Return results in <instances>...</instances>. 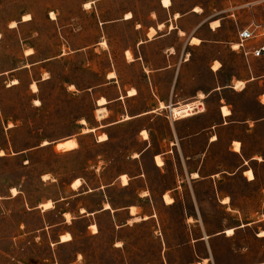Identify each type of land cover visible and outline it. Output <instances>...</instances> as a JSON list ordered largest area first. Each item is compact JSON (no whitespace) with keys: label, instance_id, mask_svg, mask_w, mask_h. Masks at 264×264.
<instances>
[{"label":"rangeland","instance_id":"obj_1","mask_svg":"<svg viewBox=\"0 0 264 264\" xmlns=\"http://www.w3.org/2000/svg\"><path fill=\"white\" fill-rule=\"evenodd\" d=\"M91 1V8L85 7ZM129 12L132 20L119 24ZM170 12L179 13L182 18L174 23L189 30L209 17H226L219 34L226 46L199 48L194 58L204 64L221 51L227 68L237 71L243 67V54L232 50L231 42L238 27L264 18V0H172L169 9L162 0H0V264H196L210 257L209 248V264H264V237L258 236L264 230V124L248 133L243 126L239 129L246 133L245 155L263 158L245 168L254 171V181L239 171L220 180L223 188L208 182L180 188L172 206L160 198L165 188H153L165 240L153 234L156 222L135 223L121 233L108 213L97 218L100 233L92 235L94 228L87 229V220L78 218V205L96 207L100 193L80 202L70 198L79 192L67 188L74 179L94 184L101 172L110 182L128 164L126 156L136 146L135 127L112 128L110 141L99 143L94 133L83 132L87 126L82 119L93 124L98 116L96 100L111 67V53L134 43L135 25L146 29L166 21ZM232 12L238 24L229 17ZM261 69L264 63L255 61L254 71ZM127 73L135 76L138 70L127 68ZM14 79L19 82L11 86ZM257 90L254 83L245 95H233L244 115L264 113L255 99ZM231 137V129H223L219 146L221 163L230 169L238 161L227 150ZM69 138L78 147L60 148ZM45 141L49 144L43 145ZM152 174L160 183L172 180L153 168ZM109 197L121 205L133 199V189L110 188ZM225 197L230 198L226 205ZM49 200L54 208L47 210L41 205ZM65 209H74L73 223H67ZM229 228H235L231 236L224 232ZM65 229L74 240L58 243Z\"/></svg>","mask_w":264,"mask_h":264},{"label":"crops","instance_id":"obj_2","mask_svg":"<svg viewBox=\"0 0 264 264\" xmlns=\"http://www.w3.org/2000/svg\"><path fill=\"white\" fill-rule=\"evenodd\" d=\"M91 2L93 3V1ZM162 5L164 6L163 2ZM171 6L172 4L164 6V8L169 9ZM26 17L27 20L30 19V15ZM214 17L216 19L212 20ZM229 17L234 18L237 23L235 13H230ZM132 18L123 16L118 19V23L128 24ZM180 18L182 16L179 13L170 12V17L166 21L155 25L149 24L146 29L137 23L138 25H135L133 29L134 37L137 38L134 43L123 47L121 52L117 54L113 52L114 54L110 55L111 67L105 72L101 85L102 93L96 100L95 109L96 112L100 107L104 108L106 114L102 118L95 115L93 124L85 120L86 122L83 124L87 127L83 128V132L87 128L86 132L94 133L99 143H107L111 139L110 129L119 126L121 128L133 126L136 128L134 134L136 146L126 156L128 164L110 182H105L101 172H97L99 177V180H96L97 183L90 184L86 179L76 178L67 186V188L79 191L70 197L78 198L79 202L82 197L87 195L95 193L101 195L94 208L82 202L78 205V210L81 213L78 218L87 220V229L93 228L94 225L97 226V218L108 213L111 223L119 230L121 229V233L126 227L135 225V223L156 222L153 234L158 239L159 236H162L163 240L159 212L154 203L153 188H165L160 198L166 206H172L177 202L176 196L179 194L180 188H197L207 182L212 185V188H223V183L220 180L226 174L233 176L239 171L246 175L248 182L256 179L254 171L251 168L247 170L245 168L250 162L262 157L254 155V153L245 155L244 136L254 127L264 124V113L258 117L244 115L238 99L233 95H245L250 86L256 83L258 90L255 99L264 108L262 99L264 97V69L258 72L254 71L255 61L260 60L264 63V60L240 52L243 54L241 56L243 67L237 71H231L221 58L222 52L218 51L211 60L203 64L199 59L194 58V52L207 46L215 49L226 46L225 41L219 37L223 20L226 17H209L202 20L192 30L179 22L178 24L174 23V20L178 21ZM163 28H167L166 32H163ZM205 30L208 32L207 36L200 34ZM194 38L199 39L198 44L192 43ZM104 42L106 41H100L99 44L104 45ZM236 43L237 39L235 42H231V47ZM97 48L101 47L97 46L95 49ZM80 50L82 49H76L75 52ZM232 50L234 49L232 48ZM128 51L133 54V60L127 58ZM131 67L137 68V75H128L127 68ZM112 72L115 73V76L111 77L110 73ZM18 82V79H14L10 85ZM238 82H242L243 86L237 88ZM132 89L136 90L135 94H130ZM107 90L110 92L107 93ZM102 97L106 98L107 102L99 104V99ZM196 100L204 104L205 110L190 116L173 118L167 108L170 105ZM161 103H164L165 106L162 107ZM225 109L229 112L225 113ZM242 126L246 133L239 130ZM227 128L232 131L227 150L238 156L237 164L233 168L231 167L232 169L221 163L219 149L221 132ZM144 131L148 133L147 139L143 135ZM99 134H105L106 139L101 140ZM238 143L240 148L236 149ZM157 157L161 158L163 164H158ZM152 168L161 175H170L171 182H158L153 178ZM249 170L253 172L254 178H249L247 173ZM123 176L128 178L126 184L123 182ZM77 179L81 180V184L78 187H73ZM114 187L132 188L133 199L117 205L109 197V189ZM166 194L173 198L172 202H166ZM225 198L229 199L227 203H225ZM225 198L221 200L226 205L230 202V198ZM106 204H109L110 208H106ZM41 206L39 208L43 210V206ZM133 207L136 209L135 212L132 211ZM67 213L72 215L71 220H73L74 209L71 211L65 209L62 214L66 217ZM194 218L193 222H199L196 217ZM190 221L191 217L188 213L187 222L190 223ZM67 223L73 222L68 221ZM227 230L224 232L226 233ZM66 233L71 234L72 238L68 241H61L62 235ZM99 233L100 229L93 231L92 235ZM73 240V234L65 229L59 235L58 243H68ZM200 240L206 239L202 237ZM209 254V258L204 257L203 261H198L196 264H209V259L210 261L213 259L210 248Z\"/></svg>","mask_w":264,"mask_h":264},{"label":"bare ground","instance_id":"obj_3","mask_svg":"<svg viewBox=\"0 0 264 264\" xmlns=\"http://www.w3.org/2000/svg\"><path fill=\"white\" fill-rule=\"evenodd\" d=\"M162 2H163V4H164V6H170V5L172 4V0H162ZM91 6H92V2H87V3H85V7H87V8H91ZM196 9H197V8H195V10H196ZM199 10L201 11V9H199ZM176 16H178V14H176ZM51 17H52L53 19H55V18H56V14H55L54 12H52V13H51ZM132 17H133V14H132L131 12L127 13L126 18H132ZM152 32H154L153 29H152ZM194 40L199 41V39H197V38H194L193 41H194ZM104 45L106 46L107 43L104 42ZM127 55H128V58H129L130 60H133V56H132V53H131L130 51H128ZM110 76H111V77H112V76H115V73H114V72L110 73ZM15 82H16V81H15ZM238 84H240V85L243 86V83H242V82H238L237 85H238ZM34 87L37 89V86H36V85H34ZM73 87H74V86H71V88H73ZM135 93H136V90H135V89H132V90L130 91V94H135ZM102 102H103V103H102ZM105 102H107L106 98L102 97V98L99 99V104H104ZM192 102H194V101H192ZM192 102L185 103V104H188V105H184V103H182L181 105H178V106H177V105H170V106H167V108H168V109L170 108V110L172 111V113H173V114L175 115V117H177V118L180 117V116H182V117H184V116H189V115H187V114L185 115V112H186L185 109L187 108V106H188V107H192V106H193V103H192ZM36 103L39 104L40 101L37 99ZM161 105H162V107L165 106L164 103H161ZM171 106H173V107L171 108ZM224 112L227 113V112H229V111L225 109ZM97 114H98L99 117L102 118V116H105V109L100 107V108L98 109V111H97ZM85 122H86L85 119H83V120H82V123H85ZM84 131L86 132V131H88V129L86 128V129H84ZM144 134H146V135L148 136V133H147L146 131H144ZM102 137H105V139H106L107 136H106L105 134H103V135L100 136V139H101ZM101 140H104V139H101ZM42 144H43V145H47V144H49V142H48V141H45V142L42 143ZM237 145H239V148H240V144L238 143ZM237 145H236V149H239V148H237ZM76 146H78V143H77L75 140H66V141H64V142H62V143L59 144V147L62 148L63 150L72 149V148H74V147H76ZM157 158H158V159H157V162L159 161L158 164H163V161L161 160V158H160V157H157ZM259 160H262V158H259ZM247 173H251V178H254V174H253V172H252L251 170H249ZM124 178H127V177H126V176H123V180H124ZM127 179H128V178H127ZM76 181H80V183H79L78 185H76V187H78V186L81 184V180L77 179ZM76 181L74 182V184H76ZM123 182H124V181H123ZM12 193H13L14 195H17V194H18V190H17L16 188H13V189H12ZM165 200H166L167 203H170V202L173 201V198L170 197L168 194H166V195H165ZM225 201L228 202L229 199H228V198H227V199L225 198ZM49 205H50V206H49ZM106 205H107L106 208H110V205H109V204H106ZM42 206H43V208L48 209V208L53 207V203H52L51 200H49V201L43 203ZM135 210H136L135 207H133V208H132V211L135 212ZM66 217H67L68 221H71L72 216H71L69 213L66 214ZM93 228L95 229V231L98 230V228H97L96 225H94ZM226 233H227L228 236L233 235V234L235 233V228L228 229V230L226 231ZM229 233H231V235H229ZM258 236H259V237H264V230H261V231L258 233ZM65 237H68V239H64ZM71 238H72L71 234L66 233V234L62 235V237H61V241H68V240H70Z\"/></svg>","mask_w":264,"mask_h":264},{"label":"built area","instance_id":"obj_4","mask_svg":"<svg viewBox=\"0 0 264 264\" xmlns=\"http://www.w3.org/2000/svg\"><path fill=\"white\" fill-rule=\"evenodd\" d=\"M232 48L236 51L242 52L245 55H252L255 58L264 60V18L262 20H252L242 27L238 28L237 43L232 45ZM192 107L185 109V115H193L205 110V106L202 102L196 100ZM181 105V104H176ZM184 105H188L185 104ZM169 112L173 118L175 115L169 108ZM182 116L178 117L181 118Z\"/></svg>","mask_w":264,"mask_h":264},{"label":"snow or ice","instance_id":"obj_5","mask_svg":"<svg viewBox=\"0 0 264 264\" xmlns=\"http://www.w3.org/2000/svg\"><path fill=\"white\" fill-rule=\"evenodd\" d=\"M196 11H200L199 9H196ZM213 27H215V26H213ZM192 43H194V44H198L199 43V41H196V40H194V41H192ZM217 67H219V65H217ZM240 87H242V85H240V84H238L237 85V88H240ZM103 103V102H102ZM143 135H145V138L147 139V135L146 134H143ZM101 139H105V137H102ZM237 148H239V145H237ZM158 159V158H157ZM159 162V161H158ZM248 175H249V178H251V173H248ZM45 179H48V178H45ZM80 183V181H76V184H74L73 185V187H76V185H78ZM124 183L126 184L127 183V178H124ZM145 195H147V193H145ZM225 203H227V201H225ZM50 206V205H49ZM106 207H107V205H106ZM93 230H95V229H93ZM229 235H231V233H229ZM64 239H68V237H65Z\"/></svg>","mask_w":264,"mask_h":264}]
</instances>
